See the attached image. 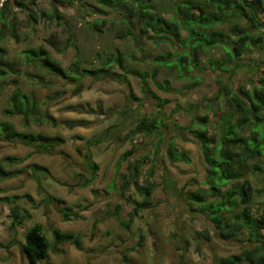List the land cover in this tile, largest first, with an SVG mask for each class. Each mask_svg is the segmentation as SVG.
<instances>
[{"label": "clouds", "instance_id": "clouds-1", "mask_svg": "<svg viewBox=\"0 0 264 264\" xmlns=\"http://www.w3.org/2000/svg\"><path fill=\"white\" fill-rule=\"evenodd\" d=\"M179 2L148 0L144 16L145 0H0V162L17 161L0 170V264L17 250L31 264L36 234L38 264H264V227L250 242L238 226L264 199V131L242 112L264 44L241 47L223 9L236 59L193 48L210 30L173 39L156 16L216 18ZM214 167L240 181L217 185Z\"/></svg>", "mask_w": 264, "mask_h": 264}, {"label": "trees", "instance_id": "trees-1", "mask_svg": "<svg viewBox=\"0 0 264 264\" xmlns=\"http://www.w3.org/2000/svg\"><path fill=\"white\" fill-rule=\"evenodd\" d=\"M262 1V0H261ZM207 3L214 6L216 9V18L214 19H205L203 21H192L191 28L189 29L188 25L182 23L178 19L177 16H171L167 19H164L162 21V18L159 16L155 17L156 25L159 26L163 31L169 32V35L175 39L176 37H180V30L184 29L188 31L189 38H191L195 32V29L197 28H203L205 30H210L213 35H210L207 41L200 40L197 42V44L193 45V48H198V45H202L204 49L208 48H215V47H221L224 52L223 55L226 57H231L233 60L236 59V49L228 47L227 44L224 43V40L222 37L225 35L223 31L220 30L218 26H222L226 23L224 19L221 18V9L224 11L233 10L237 16H238V22L231 25V27L228 29V31L231 33L232 36H236L239 41L242 42L241 47L248 48L250 45L253 44V42L261 43L263 44L264 41V35L260 34V29H262V24L259 19V17L256 15L254 9L246 3L245 0H207ZM197 3L195 0H180L179 5L176 6V12L179 14L182 8H191L196 7ZM17 7H20L19 4H17ZM144 16H153L154 14V8L151 4L148 3V0H145V6L142 9L141 12ZM242 20L244 23L243 25H240L239 21ZM244 25L247 26V30H245ZM145 30L147 31H154L153 26L151 24H147L145 26ZM238 30V31H237ZM171 41V40H170ZM172 43V41H171ZM187 47V45H185ZM197 54L199 52L197 51ZM23 55V53H21ZM191 56L190 52H185L184 57L188 58ZM157 63H162V61L158 60ZM171 67V64L168 65ZM5 67H8L5 65ZM11 70V69H9ZM6 73L3 71H0V77L4 76ZM246 96L247 99L251 102L250 105L242 106V98L240 100V103L237 106H242V112H243V119L247 121L249 115L253 114V109H255L256 114L254 115V119L252 120V134L259 135L262 131H264V127L261 125H264V120H262L258 113L262 107H264V82L257 81V84L254 88H250L246 90ZM235 99V97H234ZM5 116H8L9 113L5 112ZM6 126H11L10 124ZM200 131H204V127L201 126ZM228 140H232L233 137L231 134L227 137ZM248 143L252 144L255 143V140L250 139ZM229 154L231 156H238V151L235 150V147L232 146L229 148ZM259 154V153H258ZM14 159L11 157H4L3 161L0 162V170L3 169V165H13L15 164ZM16 173H18V170H14ZM212 171L216 174L217 179L215 183L217 185H227L230 182L233 181H240L239 177L236 176H228L224 175L221 172V169L219 167H214ZM42 174V173H41ZM255 176V173H253V178ZM245 183H249V188L251 191V181H244ZM252 199L253 197H249ZM7 201V197H4ZM261 201H258L257 207L255 208H248L246 211L249 213L248 219L245 220L243 218V215L239 218V227H244L246 231L250 233V242L254 241L257 236H259L261 233L259 229L261 227H264V199H260ZM226 210L225 205H220L216 208V211L223 212ZM257 213H259L257 215ZM235 219V218H234ZM44 245L45 253L47 252V242L46 237L36 234L35 240L33 243L28 245L27 251L30 253H33L31 257V264H38V256L36 253L39 251V245ZM256 252H259V249H255ZM26 260H28L27 255H25V252L22 250ZM239 257L234 255L233 260L231 261V264H239Z\"/></svg>", "mask_w": 264, "mask_h": 264}, {"label": "rangeland", "instance_id": "rangeland-1", "mask_svg": "<svg viewBox=\"0 0 264 264\" xmlns=\"http://www.w3.org/2000/svg\"><path fill=\"white\" fill-rule=\"evenodd\" d=\"M262 3H263V5H264V0H262ZM240 21H242V20H240ZM240 23V22H239ZM244 23V22H243ZM240 25H242L241 23H240ZM165 43H171V41L170 40H168V41H165ZM263 44H264V41H263ZM216 49H218L222 54H223V52H224V50L221 48V47H215ZM186 58V57H185ZM26 79H27V77H26ZM205 130V129H204ZM17 162H15V164H16ZM15 164H13V166L15 165ZM5 200V199H4ZM6 201V200H5ZM258 201H261L260 199L259 200H255V203H256V205L259 203ZM8 255H9V257H12L13 255L15 256V258H16V262H17V264H26V258H25V256H24V254H23V252H22V250H17L15 253H12V252H9L8 253Z\"/></svg>", "mask_w": 264, "mask_h": 264}, {"label": "water", "instance_id": "water-1", "mask_svg": "<svg viewBox=\"0 0 264 264\" xmlns=\"http://www.w3.org/2000/svg\"><path fill=\"white\" fill-rule=\"evenodd\" d=\"M248 5H250L256 15L259 17L262 27L264 28V5L261 0H245Z\"/></svg>", "mask_w": 264, "mask_h": 264}]
</instances>
